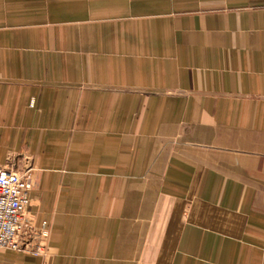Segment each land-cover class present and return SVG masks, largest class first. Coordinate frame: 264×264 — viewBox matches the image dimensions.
Returning a JSON list of instances; mask_svg holds the SVG:
<instances>
[{
	"label": "crops",
	"instance_id": "0c3cea01",
	"mask_svg": "<svg viewBox=\"0 0 264 264\" xmlns=\"http://www.w3.org/2000/svg\"><path fill=\"white\" fill-rule=\"evenodd\" d=\"M6 166L0 264H264V0H0Z\"/></svg>",
	"mask_w": 264,
	"mask_h": 264
},
{
	"label": "built area",
	"instance_id": "2783aa9c",
	"mask_svg": "<svg viewBox=\"0 0 264 264\" xmlns=\"http://www.w3.org/2000/svg\"><path fill=\"white\" fill-rule=\"evenodd\" d=\"M29 170L0 167V251L46 254L50 227L37 226L29 214Z\"/></svg>",
	"mask_w": 264,
	"mask_h": 264
}]
</instances>
